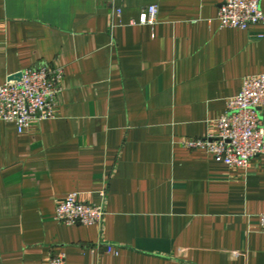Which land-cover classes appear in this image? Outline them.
<instances>
[{
  "label": "crops",
  "instance_id": "1",
  "mask_svg": "<svg viewBox=\"0 0 264 264\" xmlns=\"http://www.w3.org/2000/svg\"><path fill=\"white\" fill-rule=\"evenodd\" d=\"M224 2L0 0V86L64 70L54 119L0 121V264H264V157L229 167L183 145L264 75V23L222 29ZM70 194L102 224L56 221Z\"/></svg>",
  "mask_w": 264,
  "mask_h": 264
},
{
  "label": "built area",
  "instance_id": "2",
  "mask_svg": "<svg viewBox=\"0 0 264 264\" xmlns=\"http://www.w3.org/2000/svg\"><path fill=\"white\" fill-rule=\"evenodd\" d=\"M158 7H147L140 17V25L154 26ZM218 20L222 29L248 31L264 23L261 0H225ZM64 70L48 64L27 69L19 81L0 86V121L13 124L22 133L35 121L54 119L60 82ZM264 75L247 77L241 92L231 98L225 113L218 121V134L205 139H186L188 149H202L216 161L229 167H248L256 157H264ZM103 199L106 193H101ZM105 216L102 205L82 203L77 194L59 201L56 221L66 225H100ZM264 231V214L261 215ZM112 252L113 248H109ZM49 264H66V256L53 258Z\"/></svg>",
  "mask_w": 264,
  "mask_h": 264
},
{
  "label": "water",
  "instance_id": "3",
  "mask_svg": "<svg viewBox=\"0 0 264 264\" xmlns=\"http://www.w3.org/2000/svg\"><path fill=\"white\" fill-rule=\"evenodd\" d=\"M22 77V73L18 74L17 77L14 79L15 81H19Z\"/></svg>",
  "mask_w": 264,
  "mask_h": 264
}]
</instances>
